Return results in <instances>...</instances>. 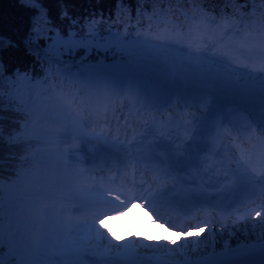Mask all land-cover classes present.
<instances>
[{
  "label": "snow or ice",
  "instance_id": "snow-or-ice-1",
  "mask_svg": "<svg viewBox=\"0 0 264 264\" xmlns=\"http://www.w3.org/2000/svg\"><path fill=\"white\" fill-rule=\"evenodd\" d=\"M19 3L31 12L29 30L19 40L0 33V264H244L253 250L264 255V11L233 18L194 8L181 22L161 10L134 35H101L102 14L81 23L61 8L64 31L44 0ZM21 45L45 61L43 76L8 71L4 54ZM5 111L16 114L6 139ZM101 126L107 135L87 131ZM65 134L72 143H112L118 151L107 170L116 175L96 178L70 161ZM5 143L16 156L7 177ZM134 206L169 230L177 225L163 216L178 214L187 226L177 238H198L219 220L251 223L258 239L236 248L225 241L231 259L182 262L175 256L189 245L176 248V239L173 247L113 243L107 221Z\"/></svg>",
  "mask_w": 264,
  "mask_h": 264
},
{
  "label": "trees",
  "instance_id": "trees-1",
  "mask_svg": "<svg viewBox=\"0 0 264 264\" xmlns=\"http://www.w3.org/2000/svg\"><path fill=\"white\" fill-rule=\"evenodd\" d=\"M165 1L169 3L170 9L175 5L186 7L189 4H194L201 9L213 11L216 15L221 14L222 11L224 14H231L235 8L239 7L245 9L249 3H245V0H237V2L227 3L225 0H202V2H200V0H197V2H193V0H187V2H185V0H172V2H169V0H122L121 3H118L117 0H100L99 3H97V0H65L64 4H61L58 0H44V4L49 10V15L52 18L53 23L62 30L67 31V27L70 24L67 19H61V8L66 7L72 17L79 19L92 17L93 14L98 17L102 14L103 20L114 23L116 18L123 14H130L133 17H137V11L141 12L144 6L152 8L157 13L162 9ZM255 5L256 9L262 10L260 8L262 5L259 6V3H256ZM30 16L31 12L21 6L19 0H0V33L5 36H12L17 40L21 39L30 28ZM39 43L43 45L44 41L40 40ZM4 60L8 66V71H11L17 67L25 69L29 65H32L35 60H38V57L35 53L28 54L23 45H21L18 50L6 51L4 54ZM7 91L8 85L7 82H5V103H7ZM4 116L5 119L3 123L6 139L7 132L13 126L9 117L15 119L16 114L5 111ZM2 155L6 161L4 175L7 177L10 175L9 167L11 166V161L14 160L16 156L10 153L7 143L3 146ZM243 227L248 231L246 225H243ZM248 235L247 237L250 236ZM230 238L232 241H238L237 238L239 237L236 233H233ZM199 250L204 251V247H200Z\"/></svg>",
  "mask_w": 264,
  "mask_h": 264
},
{
  "label": "rangeland",
  "instance_id": "rangeland-1",
  "mask_svg": "<svg viewBox=\"0 0 264 264\" xmlns=\"http://www.w3.org/2000/svg\"><path fill=\"white\" fill-rule=\"evenodd\" d=\"M163 222L165 223H169L168 221L164 220ZM125 223H127L125 221ZM125 223H122V220H118L116 223H111L110 225L112 226L113 229V234L116 236V241H113V243H128L130 242V238L131 235L134 236L135 241L137 243H146L149 245H154V246H160V245H167L168 247H173L172 245H170L168 242L176 239L177 243L175 245L176 248H180V246L182 244H188L189 247L192 245V241L195 237V235L193 237H180L177 238L175 232L173 230H169L167 227L161 226V221H157V223L153 226V227H143L142 229H140L139 231H136V224H134L133 229L129 230V224H127V227H125ZM124 225V226H123ZM133 226V225H131ZM130 226V227H131ZM248 227V225H246ZM244 228H241L240 230H233V233H236L237 236L239 238L238 241L241 240V234L242 233H246L249 238H258V234H259V229H248V231H244ZM210 232H214L215 234L210 236L209 233ZM147 234L149 239L147 241H143V235ZM211 238V239H210ZM200 241L198 247H192L193 250L198 251L197 249L200 247H204V249L208 248V245L211 241H215L216 244H222L223 243V239H219V235L217 232V228L212 229L210 228L209 230L207 229L205 232H203L202 234L199 235L198 238H196ZM188 240L187 242L190 243H186L185 241ZM208 244V245H207ZM185 249L182 250V252ZM198 252H202V251H198ZM179 253L176 254V256H178Z\"/></svg>",
  "mask_w": 264,
  "mask_h": 264
},
{
  "label": "clouds",
  "instance_id": "clouds-1",
  "mask_svg": "<svg viewBox=\"0 0 264 264\" xmlns=\"http://www.w3.org/2000/svg\"><path fill=\"white\" fill-rule=\"evenodd\" d=\"M135 211H136V209L133 208V209H132L131 211H129V212L127 213V215L124 217V219L127 220V221L129 222V226H131L132 217H133ZM141 217H142V219H143V218H146V214L141 213ZM122 223H123V221H122ZM140 227H142V220H141L140 222L137 223V226H136L135 230H136V231H139Z\"/></svg>",
  "mask_w": 264,
  "mask_h": 264
},
{
  "label": "bare ground",
  "instance_id": "bare-ground-1",
  "mask_svg": "<svg viewBox=\"0 0 264 264\" xmlns=\"http://www.w3.org/2000/svg\"><path fill=\"white\" fill-rule=\"evenodd\" d=\"M143 210L145 211V209H143ZM131 227H133V226H131ZM204 252H205V254H204L205 256H211L212 258L214 257V252L212 250H210V249H204ZM195 255H197V254H195ZM185 257H188V256H185L184 253L183 254H179L178 259H182V261H183ZM188 258L197 259L198 257L197 256H190Z\"/></svg>",
  "mask_w": 264,
  "mask_h": 264
}]
</instances>
